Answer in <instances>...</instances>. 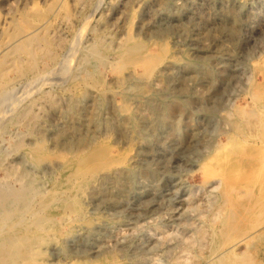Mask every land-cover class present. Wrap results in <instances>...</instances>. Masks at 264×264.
Segmentation results:
<instances>
[{
    "label": "rangeland",
    "instance_id": "obj_1",
    "mask_svg": "<svg viewBox=\"0 0 264 264\" xmlns=\"http://www.w3.org/2000/svg\"><path fill=\"white\" fill-rule=\"evenodd\" d=\"M44 21L0 48V264H264V0H0V46Z\"/></svg>",
    "mask_w": 264,
    "mask_h": 264
},
{
    "label": "bare ground",
    "instance_id": "obj_2",
    "mask_svg": "<svg viewBox=\"0 0 264 264\" xmlns=\"http://www.w3.org/2000/svg\"><path fill=\"white\" fill-rule=\"evenodd\" d=\"M204 3V2H203ZM59 4V3H58ZM208 4V3H207ZM220 4V3H219ZM226 4V3H225ZM219 6V5H218ZM241 6V5H240ZM59 7V6H58ZM57 7V8H58ZM220 7V6H219ZM224 7H226V6H224ZM236 8V7H235ZM239 8V7H238ZM212 9V8H211ZM214 9V8H213ZM240 9V8H239ZM66 10V9H65ZM222 10V9H221ZM55 11V10H54ZM187 11V10H186ZM57 12V11H56ZM188 12V11H187ZM209 12H210V10H209ZM202 14V13H201ZM42 15V14H41ZM58 15V14H57ZM125 15V14H124ZM209 15V14H208ZM212 15V14H211ZM25 16V15H24ZM27 18V17H26ZM191 19V18H190ZM201 19V18H200ZM194 20V19H193ZM197 20V19H196ZM195 20V21H196ZM189 21V20H188ZM192 21V20H191ZM240 21V20H239ZM213 22V21H212ZM196 23H198V22H196ZM218 23V22H217ZM192 24V23H191ZM222 24V23H221ZM225 24V23H224ZM223 24V25H224ZM261 24V23H260ZM48 25V22L47 21H44L43 23H41L40 25H36V26H34V25H32V26H25L24 27V29L19 33V35H17V36H15L14 38H10L9 40H7V41H5L1 46H0V48L2 49V50H5V49H7V48H9V49H11L12 48V50H10V52L9 53H11V51L13 52V50H15L16 49V47L17 48H19L20 50H27L28 52H29V54L31 55V56H33V57H35L36 56V51H35V48L36 47H38V46H36L35 47V44L34 43H36V42H39L40 41V34H41V31L46 27ZM195 25H197V24H195ZM218 25H220L219 23H218ZM1 26H3L2 24H1ZM14 27V26H13ZM193 27V26H192ZM131 29H133V28H131ZM193 30H194V28H192ZM48 30V29H47ZM198 31V30H197ZM0 33H1V31H0ZM43 36V35H42ZM192 36H195V34L194 35H192ZM198 36V35H197ZM262 36V35H261ZM260 36V37H261ZM44 37V36H43ZM248 37H249V35H248ZM42 39H46V38H42ZM214 39V38H213ZM212 39V40H213ZM251 39V38H250ZM260 39V38H259ZM262 39V38H261ZM260 39V40H261ZM193 43H196V41H195V39L194 38H191L190 39ZM252 40V39H251ZM254 41V40H253ZM252 41V42H253ZM222 43V42H221ZM34 44V45H33ZM39 44V43H38ZM44 44V43H43ZM204 44V43H203ZM219 44V43H218ZM257 44V43H256ZM226 45H228V44H226ZM222 46V45H221ZM223 46H224V44H223ZM216 47V46H215ZM256 47V46H255ZM39 48H41V47H39ZM39 48L37 49V50H39ZM180 48V47H179ZM227 48H228V46H227ZM18 49V50H19ZM147 49V48H146ZM204 49V48H203ZM221 49H222V47H221ZM232 49V48H231ZM242 49V48H241ZM245 49V48H244ZM180 50V49H179ZM192 50H193V48H192ZM195 50V49H194ZM223 50V49H222ZM228 49H226V51H227ZM1 51V50H0ZM41 51V50H40ZM229 51V50H228ZM251 51V50H250ZM195 52V51H194ZM248 52V51H247ZM210 53V52H209ZM12 54V53H11ZM195 54H197V53H195ZM199 54V53H198ZM202 54V53H201ZM208 54V53H207ZM212 54V53H211ZM229 54V53H228ZM242 54V53H241ZM243 54H244V52H243ZM249 54V53H248ZM28 55V54H27ZM161 55V54H160ZM194 55V54H193ZM200 55V54H199ZM204 55V54H203ZM208 55H210V54H208ZM245 55L247 56V54L245 53ZM244 55V56H245ZM250 55V54H249ZM213 56V55H212ZM147 57H148V55H147ZM242 58H243V56H241ZM26 58V57H25ZM149 58V57H148ZM12 59H14V58H12ZM18 59H20V58H18ZM17 58H16V60H18ZM23 59V58H22ZM138 60H139V62L141 63V62H143L144 64L145 63H148V60L147 59H144L142 56L141 57H139V58H137ZM224 60V59H223ZM13 61V60H12ZM14 62V61H13ZM16 62V61H15ZM18 62H19V60H18ZM168 63H170V62H168ZM14 64V63H13ZM256 64V63H255ZM171 65H172V63H171ZM225 65V64H224ZM230 65V64H229ZM8 66V65H7ZM144 66V65H143ZM173 66V65H172ZM142 67V66H141ZM162 67H164V66H162ZM170 67V66H169ZM231 67V66H230ZM234 67V66H233ZM14 68V67H13ZM173 68V67H172ZM171 68V69H172ZM9 69V68H8ZM11 69V68H10ZM141 69V68H140ZM174 69V68H173ZM3 70H4V68H1V70H0V73L1 72H3ZM141 71V70H140ZM169 71H171V70H169ZM173 71V70H172ZM176 71V70H175ZM174 71V72H175ZM260 71V70H259ZM132 72V71H131ZM136 72V71H135ZM162 72V71H161ZM179 72V71H178ZM177 72V73H178ZM194 72V71H193ZM251 72V71H250ZM176 73V72H175ZM183 73V72H182ZM241 73V72H240ZM259 73V72H258ZM2 74V73H1ZM171 74V73H170ZM234 74H236V73H234ZM233 74V75H234ZM127 75V74H126ZM135 75V74H134ZM138 75V74H137ZM140 75H142V74H140ZM189 75H191V76H193V74H192V72H191V74H190V72H189ZM225 75H228V72H226L225 73ZM240 75H243V74H240ZM195 76V75H194ZM133 77V76H132ZM141 77H143V78H145L144 76H141ZM169 77V76H168ZM183 77H185V76H183ZM257 77V76H256ZM260 77V76H259ZM158 78V77H157ZM169 78H171V77H169ZM173 78V77H172ZM187 78V77H186ZM189 78H190V76H189ZM192 78V77H191ZM231 78V77H230ZM148 79H149V77H148ZM159 79V78H158ZM253 79V78H252ZM259 79V78H258ZM146 80V79H145ZM175 80V79H174ZM236 80H238V79H236ZM246 80V79H245ZM254 80V79H253ZM223 81V80H222ZM258 81H260V80H258ZM216 82V81H215ZM143 83V82H142ZM222 83H224V82H222ZM123 88V87H122ZM194 89V88H193ZM197 89V88H196ZM251 92V95H252V97H251V100L250 101H248V103H247V105H249V107H239V109H238V111L240 112V114L242 113V114H244V115H246V116H248V117H251V119L253 118L254 120H256L257 122H258V124H259V121H260V123L262 122L263 123V130H264V91H261V92H253V91H250ZM9 96V95H8ZM136 97V96H135ZM246 97V96H245ZM128 98V97H127ZM137 98H141V97H137ZM143 98V97H142ZM2 99V98H1ZM12 99V98H11ZM4 100V99H3ZM2 101V100H1ZM136 101V100H135ZM137 101H139V100H137ZM5 102V101H4ZM218 103V102H217ZM1 104V103H0ZM4 104V103H3ZM8 104H9V101H8ZM245 104V103H244ZM5 106V105H4ZM130 107H132V106H130ZM3 108V107H2ZM143 109V108H142ZM147 110V109H146ZM144 111V110H143ZM140 112H141V110H140ZM143 113H145V112H142V114ZM257 124V123H256ZM260 125V124H259ZM261 127V126H260ZM135 128V127H134ZM134 128H133V130H134ZM140 133V132H139ZM114 144V143H113ZM130 144V143H129ZM160 145V144H159ZM115 147V146H114ZM115 149V148H114ZM118 151V150H117ZM217 152H219V151H217ZM216 152V153H217ZM252 154V153H251ZM250 154V155H251ZM140 155V154H139ZM153 155V154H152ZM249 155V156H250ZM253 156V155H252ZM140 158V157H139ZM207 160L202 164V166H203V169H201V170H203V171H205L206 172V174H207V176H208V179H209V181H210V183H212L213 185H215L216 187H219L221 184H222V179L220 178V176H225L228 172H231V171H233L235 168H240V166H244V161H246L245 159H246V157H244V155H243V157L242 158H240V159H233V158H228L227 156H218L217 154H212V155H210V156H208L207 158H206ZM248 167H251L249 164L247 165H245V168H248ZM245 170V169H244ZM117 171V170H116ZM203 171H202V173H203ZM115 173V172H114ZM118 173V172H117ZM248 175H249V173H247ZM203 175H205V174H203ZM75 181V180H74ZM102 182H105V181H102ZM106 183V182H105ZM105 183H103V184H105ZM236 183V182H235ZM98 184V183H97ZM102 184V185H103ZM101 185V184H100ZM101 185V186H102ZM225 185H226V191L225 192H223V198H224V201L226 202V203H228L229 204V206L231 207V208H235L236 206H238L239 204H242V205H244L245 204V202H247V203H251V202H254V201H257V200H259V199H261V197L259 196V194H257V190L255 191V192H250L249 191V187H247L248 186V183L246 182L245 184H243V185H245V186H243L242 188H245V189H239V191L237 190L236 191V189H235V187L233 186V183H230V182H228L227 181V183L225 182ZM96 187V186H95ZM96 189H97V187H96ZM235 189V190H234ZM98 190V189H97ZM231 190H233V192L231 191ZM250 190H251V188H250ZM262 190V189H261ZM205 191V190H204ZM231 191V192H230ZM90 193V192H89ZM93 194H96V193H93ZM233 194H235V196L237 197V199L236 200H231V198H232V196H233ZM4 198H3V200H5L6 202H8V203H10V204H12V202H14L15 201V198L14 199H12V198H10V196H4V195H2ZM234 196V197H235ZM235 197V198H236ZM259 198V199H258ZM212 199V198H211ZM214 199V198H213ZM212 199V200H213ZM244 201H243V200ZM208 200V199H207ZM207 200H206V202H207ZM223 203V202H222ZM205 204V203H204ZM232 205V206H231ZM246 205V204H245ZM220 206V205H219ZM247 207V206H246ZM258 207V206H257ZM218 208V207H217ZM240 209V208H239ZM218 212V211H217ZM70 215V214H69ZM230 216H232V213L231 212H229V213H225V216H223V223L224 224H227L226 222L227 221H229V218H230ZM71 217V216H70ZM189 222V221H188ZM72 223V222H71ZM79 231V230H78ZM86 231V230H85ZM166 236V235H165ZM164 236V237H165ZM164 237H162V238H164ZM243 240V238H239L237 241H235L231 246H234V245H236V244H238L239 242H241ZM49 241V240H48ZM33 245V244H32ZM30 246V245H29ZM40 246V245H39ZM125 247V246H124ZM9 248V247H8ZM27 253V252H26ZM31 254V256H33L34 254H35V252H31L30 253ZM42 254V253H41ZM44 254V253H43ZM2 255V254H1ZM7 255V254H6ZM46 255V254H45ZM215 257V256H214ZM4 258H5V256H4ZM3 258V259H4ZM33 258V257H32ZM49 261V260H48ZM80 263V262H79Z\"/></svg>",
    "mask_w": 264,
    "mask_h": 264
}]
</instances>
